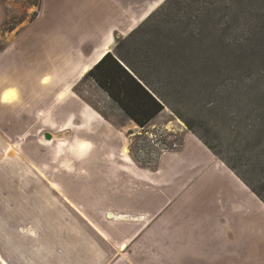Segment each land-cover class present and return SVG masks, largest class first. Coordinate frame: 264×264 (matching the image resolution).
<instances>
[{"label":"crops","instance_id":"0c3cea01","mask_svg":"<svg viewBox=\"0 0 264 264\" xmlns=\"http://www.w3.org/2000/svg\"><path fill=\"white\" fill-rule=\"evenodd\" d=\"M35 13L0 51V71L21 72L0 82V264H264V203L194 134L140 166L72 92L133 30L123 0H40ZM47 69L55 84L37 76Z\"/></svg>","mask_w":264,"mask_h":264},{"label":"rangeland","instance_id":"374dc122","mask_svg":"<svg viewBox=\"0 0 264 264\" xmlns=\"http://www.w3.org/2000/svg\"><path fill=\"white\" fill-rule=\"evenodd\" d=\"M163 1L165 0H123L127 10L138 19L133 30L156 12ZM176 1H183L182 6L193 9L175 7V2H172L174 8L166 7L154 13L152 20L132 36L128 37L133 30L124 35L119 34L120 39L115 41L112 48L114 50L120 40L128 37L121 49L122 54L131 59L130 54L134 52V48L148 49L149 54L159 61L162 71L172 76L167 82L168 89L163 94L168 107L145 129L138 128L135 123L123 117L117 106L91 79L85 76L78 81L71 78L70 88L78 82L72 92L106 121L117 135L120 147L126 148L122 149V155L127 153L133 162L148 168L155 166L159 155L179 146L183 132L188 131L186 122L197 132L208 130V137L214 139L213 144L217 145L218 150L227 149L228 142L231 141L224 135L230 134L227 132L228 127L232 128L228 124V118L241 111L239 107L248 110L249 105L250 108H255L253 110L264 109V17L261 18V34L244 35L247 45L238 47L237 44L242 40L241 35H230L229 32L221 30L225 26L226 18H200L194 21L189 15L196 16L194 7L186 0ZM39 3L40 0H0V51L31 20ZM258 7L264 9V2ZM203 8L202 5L196 9L204 10ZM214 28L219 30L211 32ZM50 70L52 69L39 71L37 76L55 84L57 75ZM10 76L17 79L21 77V72L0 71V82H7L11 79ZM41 84L48 88L44 82ZM247 89H253L254 93L257 92L262 97H251L249 101L238 97L239 92ZM48 90L50 93L54 90L60 91L50 87ZM69 90L60 99L57 94L56 99L64 100L70 93ZM9 96L14 97L13 100L17 99L16 92ZM77 110L86 121L81 107L78 106ZM76 123L79 124L78 121ZM92 123L93 121L89 124L98 127ZM245 124L246 121L242 125ZM236 125L237 123L234 124ZM262 128L264 129V116ZM237 132L236 129L232 134ZM53 136L56 137L57 134L53 133ZM41 141L49 143L43 138ZM77 144L74 149L75 156L82 159L89 150L88 141L79 139ZM108 144L118 147L115 138L109 140Z\"/></svg>","mask_w":264,"mask_h":264},{"label":"trees","instance_id":"16d2710c","mask_svg":"<svg viewBox=\"0 0 264 264\" xmlns=\"http://www.w3.org/2000/svg\"><path fill=\"white\" fill-rule=\"evenodd\" d=\"M186 1L195 9L196 16L189 14L194 21L200 18H218L219 20L226 18L225 26L221 30L229 32L230 35L239 33L242 40L237 44L238 47L247 45L244 35L261 34L259 31L262 28L263 19L261 18L264 17V9L258 5L264 0ZM172 2H175V7L178 8L183 4V1L165 0L154 13L166 7L174 8ZM202 5L204 10L196 9ZM208 6L211 8L208 9ZM182 7L188 10L193 9L186 5ZM154 13L150 14L128 37L148 24ZM35 15L36 13L31 20ZM216 30L219 29L214 28L211 32ZM127 38L120 40L114 50L106 53L85 77L91 79L117 106L123 117L143 130L165 110L166 106L168 107L163 94L167 91V82L172 79V76L162 71L159 61L149 54L148 49L134 48V52L130 54L134 60L122 54L121 49ZM258 96L262 97L257 92L254 93L253 89H247L238 94V97L248 101L251 97L256 99ZM246 104L248 105L247 102ZM248 107V110L239 107L241 111L228 118V124L232 128L228 127L227 132L230 134L224 135L231 141L228 142L227 149L218 150L217 145L213 144L214 139L208 137V130L197 132L189 122L185 124L188 131L194 134L264 203V129L262 128L264 109L253 110L255 108H250L249 105ZM244 121H246L245 126L242 125ZM236 123L237 125L234 126ZM236 129L237 134H232ZM224 136L223 141H225Z\"/></svg>","mask_w":264,"mask_h":264},{"label":"bare ground","instance_id":"6f19581e","mask_svg":"<svg viewBox=\"0 0 264 264\" xmlns=\"http://www.w3.org/2000/svg\"><path fill=\"white\" fill-rule=\"evenodd\" d=\"M106 53H108V52H106ZM106 53H105V54H106ZM105 54H104V55H105ZM104 55L101 57V59L104 57ZM101 59H100V60H101ZM100 60H99V61H100ZM99 61H98V62H99ZM90 70H91V68H90V69L85 68V70L82 71L81 78L84 77V76H85ZM63 82H65V81H63ZM64 92H65V90L62 91V94H61L59 97H61V98L64 97V96H63V95H64ZM85 120H86V119H85ZM85 122H86V121H85ZM44 141H46V140H44Z\"/></svg>","mask_w":264,"mask_h":264},{"label":"water","instance_id":"95a60500","mask_svg":"<svg viewBox=\"0 0 264 264\" xmlns=\"http://www.w3.org/2000/svg\"><path fill=\"white\" fill-rule=\"evenodd\" d=\"M51 137H52L51 134H48V133L44 134V139L45 140H49V139H51Z\"/></svg>","mask_w":264,"mask_h":264}]
</instances>
